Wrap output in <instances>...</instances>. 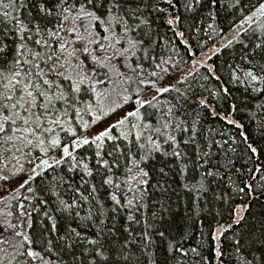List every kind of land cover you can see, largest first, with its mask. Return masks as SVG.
<instances>
[{"label": "snow or ice", "instance_id": "snow-or-ice-1", "mask_svg": "<svg viewBox=\"0 0 264 264\" xmlns=\"http://www.w3.org/2000/svg\"><path fill=\"white\" fill-rule=\"evenodd\" d=\"M0 264H264V0H0Z\"/></svg>", "mask_w": 264, "mask_h": 264}, {"label": "rangeland", "instance_id": "rangeland-1", "mask_svg": "<svg viewBox=\"0 0 264 264\" xmlns=\"http://www.w3.org/2000/svg\"><path fill=\"white\" fill-rule=\"evenodd\" d=\"M209 47H211V45H210ZM120 115H122V113H121V112H117L116 114H114V115L111 116L110 118L104 120L101 124H99V125L97 126V128L93 129V131H97V130H99L100 128H103V127L106 126L111 120H115V119H117Z\"/></svg>", "mask_w": 264, "mask_h": 264}, {"label": "trees", "instance_id": "trees-1", "mask_svg": "<svg viewBox=\"0 0 264 264\" xmlns=\"http://www.w3.org/2000/svg\"><path fill=\"white\" fill-rule=\"evenodd\" d=\"M210 46V45H209Z\"/></svg>", "mask_w": 264, "mask_h": 264}]
</instances>
